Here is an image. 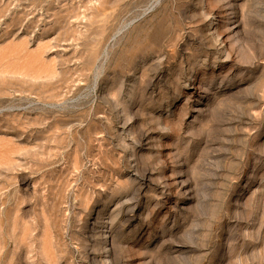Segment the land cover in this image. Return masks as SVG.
Instances as JSON below:
<instances>
[{
    "label": "rangeland",
    "instance_id": "374dc122",
    "mask_svg": "<svg viewBox=\"0 0 264 264\" xmlns=\"http://www.w3.org/2000/svg\"><path fill=\"white\" fill-rule=\"evenodd\" d=\"M0 264H264V0H0Z\"/></svg>",
    "mask_w": 264,
    "mask_h": 264
}]
</instances>
